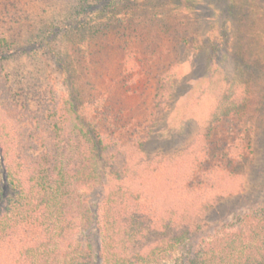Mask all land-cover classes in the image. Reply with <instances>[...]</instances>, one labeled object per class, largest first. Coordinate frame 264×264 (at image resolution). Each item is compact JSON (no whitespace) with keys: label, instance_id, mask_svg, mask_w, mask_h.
<instances>
[{"label":"rangeland","instance_id":"obj_1","mask_svg":"<svg viewBox=\"0 0 264 264\" xmlns=\"http://www.w3.org/2000/svg\"><path fill=\"white\" fill-rule=\"evenodd\" d=\"M10 1L15 5L8 8L12 24L7 30L0 21V59L6 71L16 73L47 51L42 71L85 114L104 107L100 91L113 94L105 123L117 129L125 125L126 139L140 136L143 160L191 147L205 125L218 120L208 133L207 165L198 173L222 170L241 190L203 213L192 248L202 251L210 246L204 240L210 244L237 230L248 232L252 214L264 219V0H45L40 10L37 0H26L28 6ZM19 8L30 17L21 24L13 19ZM118 13H129L126 26L111 25V33L105 32L101 26ZM23 47L27 52L17 55ZM157 61L159 68L154 67ZM126 69L129 89L136 94L122 98ZM120 111L123 116L116 118ZM108 171L98 161L96 183L79 189L98 225L112 182ZM93 236L97 250L99 231ZM183 253L178 250L161 264H173Z\"/></svg>","mask_w":264,"mask_h":264},{"label":"trees","instance_id":"obj_2","mask_svg":"<svg viewBox=\"0 0 264 264\" xmlns=\"http://www.w3.org/2000/svg\"><path fill=\"white\" fill-rule=\"evenodd\" d=\"M44 1L37 0L38 10L49 2ZM11 4L0 0V21L7 30ZM26 12L17 9L15 22L29 19ZM129 16L113 14L101 28L111 33V25L126 26ZM122 52L126 61L127 48ZM49 55L43 51L30 58L16 73L6 71L0 59V264H96V259L98 264H161L178 250L184 253L173 264H264V219L256 214L247 221L248 232L237 230L210 244L204 240L210 246L202 251L192 248L203 213L241 190L222 170L198 173L207 165L208 133L218 120H210L191 147L145 161L140 136L126 139L125 125L106 124L113 94L100 91L104 107L85 114L42 71ZM91 56L93 64L95 52ZM124 72L122 98L133 97L136 90L129 89L130 74ZM98 161L112 180L100 225L79 192L96 183ZM94 230L99 231L97 250Z\"/></svg>","mask_w":264,"mask_h":264}]
</instances>
